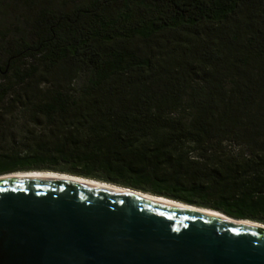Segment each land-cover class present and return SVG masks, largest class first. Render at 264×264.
I'll list each match as a JSON object with an SVG mask.
<instances>
[{
	"label": "trees",
	"instance_id": "1",
	"mask_svg": "<svg viewBox=\"0 0 264 264\" xmlns=\"http://www.w3.org/2000/svg\"><path fill=\"white\" fill-rule=\"evenodd\" d=\"M42 171L264 225V0H0V176Z\"/></svg>",
	"mask_w": 264,
	"mask_h": 264
},
{
	"label": "water",
	"instance_id": "2",
	"mask_svg": "<svg viewBox=\"0 0 264 264\" xmlns=\"http://www.w3.org/2000/svg\"><path fill=\"white\" fill-rule=\"evenodd\" d=\"M0 264H264V231L100 187L6 179Z\"/></svg>",
	"mask_w": 264,
	"mask_h": 264
},
{
	"label": "bare ground",
	"instance_id": "3",
	"mask_svg": "<svg viewBox=\"0 0 264 264\" xmlns=\"http://www.w3.org/2000/svg\"><path fill=\"white\" fill-rule=\"evenodd\" d=\"M23 178L55 179V180H59V181H70V182H74V183L100 187V188L111 190V191L126 193L128 195L135 196V197H138L141 199H145L147 201L159 202V203L169 204V205H173V206L180 207V208L187 209V210L208 213V214L220 217L221 219H224L225 221H229V222H232L235 224L247 225V226L254 227L257 229H261L264 231V225L263 224H258V223L252 222V221L234 220V219H231V218H229V217H227L221 213H218V212H215V211H212L209 209L189 207L186 204L179 203V202H176V201H173L170 199L157 197V196L146 194V193H143L140 191L125 189V188H122V187H119L116 185H112V184H108V183L106 184L103 182L90 180V179H86V178H81V177H77V176H70V175L50 173V172H30V173H17V174H12V175H8V176H3V177H0V180L23 179Z\"/></svg>",
	"mask_w": 264,
	"mask_h": 264
},
{
	"label": "rangeland",
	"instance_id": "4",
	"mask_svg": "<svg viewBox=\"0 0 264 264\" xmlns=\"http://www.w3.org/2000/svg\"><path fill=\"white\" fill-rule=\"evenodd\" d=\"M43 172V171H42ZM20 173H30V172H20ZM50 173H54V172H50ZM13 174H17V173H13ZM57 174H61V173H57ZM8 175H12V174H7V175H3V176H8ZM65 175H69V174H65ZM3 176H0V177H3ZM72 176V175H70ZM107 184V183H106ZM151 195V194H150Z\"/></svg>",
	"mask_w": 264,
	"mask_h": 264
}]
</instances>
